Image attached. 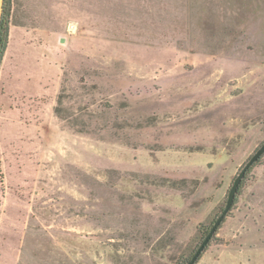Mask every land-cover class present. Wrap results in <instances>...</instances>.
Instances as JSON below:
<instances>
[{"label": "rangeland", "instance_id": "1", "mask_svg": "<svg viewBox=\"0 0 264 264\" xmlns=\"http://www.w3.org/2000/svg\"><path fill=\"white\" fill-rule=\"evenodd\" d=\"M0 264H186L264 141V0H4ZM194 264H264V153Z\"/></svg>", "mask_w": 264, "mask_h": 264}, {"label": "water", "instance_id": "2", "mask_svg": "<svg viewBox=\"0 0 264 264\" xmlns=\"http://www.w3.org/2000/svg\"><path fill=\"white\" fill-rule=\"evenodd\" d=\"M3 6H4V0H0V23L3 15ZM263 153H264V141L255 149V151L250 155V157L246 160V162L242 165L238 173L235 175L231 183V186L229 187V190L227 192L225 205L223 209L221 210L220 214L216 217L209 231L206 233V235L204 236V238L202 239V241L194 251L193 255L186 262V264H194L198 260L200 254L205 249L206 245L209 243L212 236L215 234L217 228L219 227V225L227 215V212L230 210L234 202V198L239 188V185L245 176V173L263 155Z\"/></svg>", "mask_w": 264, "mask_h": 264}, {"label": "trees", "instance_id": "3", "mask_svg": "<svg viewBox=\"0 0 264 264\" xmlns=\"http://www.w3.org/2000/svg\"><path fill=\"white\" fill-rule=\"evenodd\" d=\"M2 28H3V15H2L1 23H0V59L2 58V55H3L5 47H6L5 38L2 37Z\"/></svg>", "mask_w": 264, "mask_h": 264}]
</instances>
